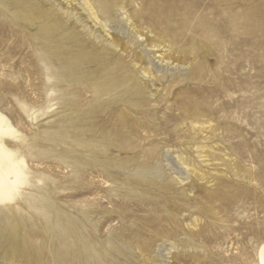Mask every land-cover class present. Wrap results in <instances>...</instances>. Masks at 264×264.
<instances>
[{"label":"rangeland","instance_id":"1","mask_svg":"<svg viewBox=\"0 0 264 264\" xmlns=\"http://www.w3.org/2000/svg\"><path fill=\"white\" fill-rule=\"evenodd\" d=\"M0 110V264L258 263L264 0H0Z\"/></svg>","mask_w":264,"mask_h":264},{"label":"bare ground","instance_id":"2","mask_svg":"<svg viewBox=\"0 0 264 264\" xmlns=\"http://www.w3.org/2000/svg\"><path fill=\"white\" fill-rule=\"evenodd\" d=\"M6 135H17L7 116L0 110V204L13 200L26 180L25 159L9 145ZM257 264H264V242L258 252Z\"/></svg>","mask_w":264,"mask_h":264}]
</instances>
